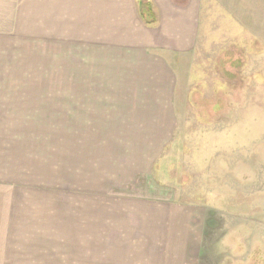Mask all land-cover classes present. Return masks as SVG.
<instances>
[{
    "label": "crops",
    "instance_id": "0c3cea01",
    "mask_svg": "<svg viewBox=\"0 0 264 264\" xmlns=\"http://www.w3.org/2000/svg\"><path fill=\"white\" fill-rule=\"evenodd\" d=\"M201 9L202 0H0V40L31 34L63 48L67 62L80 49L77 87L0 88V172L24 181L38 167L34 140L25 142L31 129L56 128L64 130V155L89 145L117 186L150 183L177 123L169 57L195 50ZM5 80L12 78L0 73ZM24 97L52 98V114L20 113ZM203 226L202 215H0V264H200Z\"/></svg>",
    "mask_w": 264,
    "mask_h": 264
},
{
    "label": "rangeland",
    "instance_id": "374dc122",
    "mask_svg": "<svg viewBox=\"0 0 264 264\" xmlns=\"http://www.w3.org/2000/svg\"><path fill=\"white\" fill-rule=\"evenodd\" d=\"M199 26L195 50L169 57L177 123L150 183L117 186L93 147L64 155L63 129H31L38 167L24 181L0 172V215H202L200 264H264V0H202ZM29 37L0 40V73L12 78L0 88L77 87L80 49L67 62L63 48ZM23 99L20 113L52 114V98Z\"/></svg>",
    "mask_w": 264,
    "mask_h": 264
},
{
    "label": "trees",
    "instance_id": "16d2710c",
    "mask_svg": "<svg viewBox=\"0 0 264 264\" xmlns=\"http://www.w3.org/2000/svg\"><path fill=\"white\" fill-rule=\"evenodd\" d=\"M142 11H143V16L147 14L146 8L144 7V5L142 6Z\"/></svg>",
    "mask_w": 264,
    "mask_h": 264
}]
</instances>
